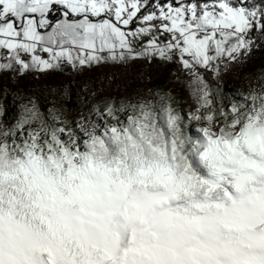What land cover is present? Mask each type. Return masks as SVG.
<instances>
[{
	"label": "snow or ice",
	"instance_id": "6c2138e0",
	"mask_svg": "<svg viewBox=\"0 0 264 264\" xmlns=\"http://www.w3.org/2000/svg\"><path fill=\"white\" fill-rule=\"evenodd\" d=\"M0 264H264V0H0Z\"/></svg>",
	"mask_w": 264,
	"mask_h": 264
},
{
	"label": "rangeland",
	"instance_id": "374dc122",
	"mask_svg": "<svg viewBox=\"0 0 264 264\" xmlns=\"http://www.w3.org/2000/svg\"><path fill=\"white\" fill-rule=\"evenodd\" d=\"M112 72L117 73L122 82H124V81L128 82L130 87L151 86V83L147 79H141V80H139V83L133 82L131 79V72L126 73L125 69H123V68H101L96 72L87 73L85 76L78 77L77 79H79L82 83H88L91 88H99L100 85L95 82V78L98 76L110 75ZM145 75H146V73H145ZM153 75L155 76L157 83H159L161 85L167 83V75H166L165 70L154 69ZM105 83H107V82H105ZM230 83L232 85H238L239 81L235 78H231ZM68 104H69V102H68ZM68 107H70V106L68 105Z\"/></svg>",
	"mask_w": 264,
	"mask_h": 264
},
{
	"label": "trees",
	"instance_id": "16d2710c",
	"mask_svg": "<svg viewBox=\"0 0 264 264\" xmlns=\"http://www.w3.org/2000/svg\"><path fill=\"white\" fill-rule=\"evenodd\" d=\"M68 105H69L70 107L72 106V105H71V101H69V104H68Z\"/></svg>",
	"mask_w": 264,
	"mask_h": 264
}]
</instances>
